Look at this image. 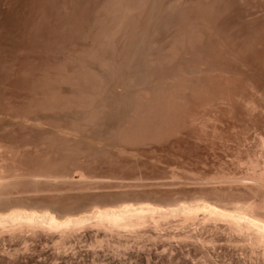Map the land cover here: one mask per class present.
<instances>
[{"label": "rangeland", "instance_id": "obj_1", "mask_svg": "<svg viewBox=\"0 0 264 264\" xmlns=\"http://www.w3.org/2000/svg\"><path fill=\"white\" fill-rule=\"evenodd\" d=\"M262 174L264 0H0V214L203 199L264 219ZM199 214L2 225L0 264H264Z\"/></svg>", "mask_w": 264, "mask_h": 264}, {"label": "bare ground", "instance_id": "obj_2", "mask_svg": "<svg viewBox=\"0 0 264 264\" xmlns=\"http://www.w3.org/2000/svg\"><path fill=\"white\" fill-rule=\"evenodd\" d=\"M242 207H236L231 210L203 199L197 202L183 201L167 206L155 202L125 203L116 207L95 208L93 211L91 210L90 215L77 218L68 217L64 220H59L49 209H43L40 212L15 209L6 214H0V226L10 224L13 228L14 226L31 228L37 225L54 231L59 229V231L62 230L66 234L69 227H78L82 223L84 226L86 222L90 223L88 221H91L93 223L92 226L98 225L104 229L118 232L122 228L142 226L147 220H155L156 222L158 217L160 218L157 221L161 217L168 219L170 216H181L183 222H188L189 220H194L195 217L197 218L201 212L206 216H204L205 219L209 217L227 222L232 229L242 233L245 237L244 239L253 243V245L260 244L264 246V219L252 212V210L250 211L249 208ZM4 227L2 226L3 229ZM12 227L10 228L12 229Z\"/></svg>", "mask_w": 264, "mask_h": 264}]
</instances>
